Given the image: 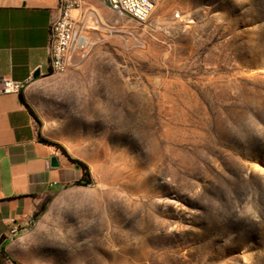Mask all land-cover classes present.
<instances>
[{"label":"rangeland","instance_id":"rangeland-1","mask_svg":"<svg viewBox=\"0 0 264 264\" xmlns=\"http://www.w3.org/2000/svg\"><path fill=\"white\" fill-rule=\"evenodd\" d=\"M90 40L34 96L43 134L85 160L10 244L18 264H264V0H100Z\"/></svg>","mask_w":264,"mask_h":264},{"label":"crops","instance_id":"crops-1","mask_svg":"<svg viewBox=\"0 0 264 264\" xmlns=\"http://www.w3.org/2000/svg\"><path fill=\"white\" fill-rule=\"evenodd\" d=\"M58 6L59 0H0V81L24 83L19 93H0V249L5 251L0 264H13L12 238L35 220L33 214L42 204L46 203V211L56 194L82 173L53 146L40 141L47 138L32 101L56 75L49 70L47 49ZM52 157L57 166L50 165ZM13 227L17 228L14 235Z\"/></svg>","mask_w":264,"mask_h":264},{"label":"built area","instance_id":"built-area-1","mask_svg":"<svg viewBox=\"0 0 264 264\" xmlns=\"http://www.w3.org/2000/svg\"><path fill=\"white\" fill-rule=\"evenodd\" d=\"M113 11L129 17L137 23L147 20L155 6V0H101ZM83 0H59L58 14L50 22V39L48 43V64L52 73L61 74L74 66L75 59H82L90 48V40L78 26L72 15ZM24 83L2 78L0 93H19ZM32 222V219L29 223ZM17 228L10 233L14 235Z\"/></svg>","mask_w":264,"mask_h":264},{"label":"trees","instance_id":"trees-1","mask_svg":"<svg viewBox=\"0 0 264 264\" xmlns=\"http://www.w3.org/2000/svg\"><path fill=\"white\" fill-rule=\"evenodd\" d=\"M50 70V69H49ZM51 72V71H50ZM19 97H20V100L24 103V99L21 95V93L19 94ZM29 112L31 113L32 116H34L36 119V115L35 113L32 111V109L26 105ZM40 141L45 143V144H48V145H51L53 146L56 150H58L62 155H64L68 161H70L72 164H74L77 168H79L81 170V176L78 180H76L74 182L75 185H89L91 184L92 180H91V174H90V170L88 168V165L78 159H75L73 157L70 156V154L68 153V151L66 150V148L61 145L60 143H57V142H53V141H50V140H47V139H44V138H41L40 137ZM46 209V203L42 204L38 210L33 214V218L36 219L39 215H41ZM5 258V251L3 249V247L0 249V263H2V259ZM13 264H18L16 261H12Z\"/></svg>","mask_w":264,"mask_h":264},{"label":"water","instance_id":"water-1","mask_svg":"<svg viewBox=\"0 0 264 264\" xmlns=\"http://www.w3.org/2000/svg\"><path fill=\"white\" fill-rule=\"evenodd\" d=\"M38 75V71H35V73H34V77H36ZM50 165L51 166H57L58 165V162H57V160H56V158L55 157H52L51 158V160H50Z\"/></svg>","mask_w":264,"mask_h":264}]
</instances>
